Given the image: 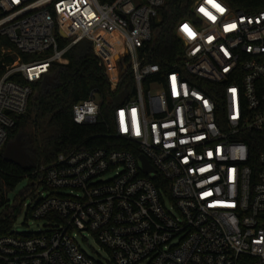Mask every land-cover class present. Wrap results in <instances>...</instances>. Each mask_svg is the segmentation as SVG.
Here are the masks:
<instances>
[{
    "label": "built area",
    "instance_id": "1",
    "mask_svg": "<svg viewBox=\"0 0 264 264\" xmlns=\"http://www.w3.org/2000/svg\"><path fill=\"white\" fill-rule=\"evenodd\" d=\"M164 3L0 0V35L13 45L1 57L14 56L0 75V152L31 84L78 41L91 42L111 88L127 72L134 83L112 117L126 146L40 164L33 181L47 192L28 214L45 226L1 235L0 264H264V9L192 0L193 17L175 27L183 52L162 70L149 56ZM98 114L93 92L73 104L77 123ZM85 231L104 255L81 247Z\"/></svg>",
    "mask_w": 264,
    "mask_h": 264
},
{
    "label": "trees",
    "instance_id": "2",
    "mask_svg": "<svg viewBox=\"0 0 264 264\" xmlns=\"http://www.w3.org/2000/svg\"><path fill=\"white\" fill-rule=\"evenodd\" d=\"M192 0H165L158 9L159 18L153 22L156 38L150 43L149 60L157 62L162 70L168 69L183 52V45L175 34L177 24L192 18ZM231 8L254 12L264 9V0H224ZM70 39L58 37L60 46ZM2 46L13 48L6 36L0 35ZM1 54V53H0ZM33 54H20L28 60ZM66 63L52 62L49 76L31 84L27 109L15 117L8 129L7 139L2 149L16 143L24 154L21 164L7 161L0 152V189L7 191L16 186L24 177L36 178L34 171L42 163L54 160L58 153L74 149H93L100 146L121 148L125 143L111 136L114 129L113 111L119 104L120 95L133 93L134 83L131 72H127L115 88H111L108 76L100 59L95 55L88 39L78 41L65 54ZM14 56H0L2 62L12 61ZM21 82H23L21 80ZM99 99V114L95 122L77 123L72 119L73 104L88 98L91 93ZM4 209L0 213V236L9 233L19 205H9L5 194Z\"/></svg>",
    "mask_w": 264,
    "mask_h": 264
},
{
    "label": "rangeland",
    "instance_id": "3",
    "mask_svg": "<svg viewBox=\"0 0 264 264\" xmlns=\"http://www.w3.org/2000/svg\"><path fill=\"white\" fill-rule=\"evenodd\" d=\"M10 47L2 46L0 49V56L4 53L5 50L9 49ZM50 51H48L49 53ZM47 53L42 54H35L32 55L29 59H40L43 58ZM106 68V71L109 72ZM156 87L152 86V91H154ZM95 99L98 101L99 97L95 94ZM6 148L1 150V153H4ZM24 158L21 159L23 162ZM47 191L43 188V185L39 184L35 187V183L33 178L24 177L22 178L14 188L9 189L7 191H2L3 194L6 196V202L9 205H19V210L16 213L15 219L12 225L14 229L17 231H37L42 229L46 223V219H33L29 217L28 214V207L34 203H36L37 199L41 196L45 195ZM4 209V204L0 207V213ZM85 235L86 241L81 238V234L76 232V238L81 243V247L89 254L95 255L98 252L101 255H104V251L100 244L95 240V238L88 234L86 231L83 233ZM141 264H146L142 262Z\"/></svg>",
    "mask_w": 264,
    "mask_h": 264
},
{
    "label": "water",
    "instance_id": "4",
    "mask_svg": "<svg viewBox=\"0 0 264 264\" xmlns=\"http://www.w3.org/2000/svg\"><path fill=\"white\" fill-rule=\"evenodd\" d=\"M124 98H125V95L121 98V102L124 100ZM3 157L7 161H12L14 163L21 164L22 163L21 159H23L24 154L19 149L17 144L13 142V143L7 145V147L3 153ZM140 158L142 159L143 164L145 165V168L147 170L152 169L147 158L143 154L140 155Z\"/></svg>",
    "mask_w": 264,
    "mask_h": 264
},
{
    "label": "flooded vegetation",
    "instance_id": "5",
    "mask_svg": "<svg viewBox=\"0 0 264 264\" xmlns=\"http://www.w3.org/2000/svg\"><path fill=\"white\" fill-rule=\"evenodd\" d=\"M24 158V157H23Z\"/></svg>",
    "mask_w": 264,
    "mask_h": 264
}]
</instances>
